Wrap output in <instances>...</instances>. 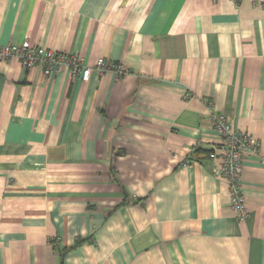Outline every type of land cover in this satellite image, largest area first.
<instances>
[{
  "label": "crops",
  "instance_id": "obj_1",
  "mask_svg": "<svg viewBox=\"0 0 264 264\" xmlns=\"http://www.w3.org/2000/svg\"><path fill=\"white\" fill-rule=\"evenodd\" d=\"M23 41L91 73L0 59V264H264V164L240 221L195 153L212 109L264 148V0H0Z\"/></svg>",
  "mask_w": 264,
  "mask_h": 264
},
{
  "label": "built area",
  "instance_id": "obj_2",
  "mask_svg": "<svg viewBox=\"0 0 264 264\" xmlns=\"http://www.w3.org/2000/svg\"><path fill=\"white\" fill-rule=\"evenodd\" d=\"M11 57L18 59L25 69L41 65L46 75L61 66L68 67L73 75H80L83 81H87L91 73V67L83 64L81 55L55 51L40 45H32L27 41L0 46V59L6 60ZM95 68L99 71L111 69L117 74L125 72L122 65L106 61L104 58L96 61ZM209 120L220 137V141L211 147L209 158L217 162L214 168L215 175L227 180L231 209L237 219L242 221L247 214L240 182L242 160L254 157L259 163L264 164V148L260 147L256 138L236 129L227 117L213 109L210 111Z\"/></svg>",
  "mask_w": 264,
  "mask_h": 264
},
{
  "label": "trees",
  "instance_id": "obj_3",
  "mask_svg": "<svg viewBox=\"0 0 264 264\" xmlns=\"http://www.w3.org/2000/svg\"><path fill=\"white\" fill-rule=\"evenodd\" d=\"M211 150H212V148L203 149L202 147H199V148H196L195 153H199V154L203 153L204 156H206V157L209 158V152H210ZM121 204H122V203H121ZM79 241H80V240L75 241V243H74L73 246L78 245ZM73 246H72V247H73ZM61 256H62V254H61Z\"/></svg>",
  "mask_w": 264,
  "mask_h": 264
}]
</instances>
